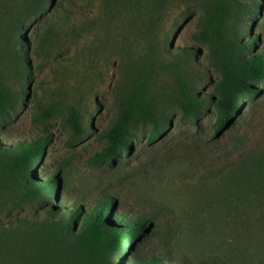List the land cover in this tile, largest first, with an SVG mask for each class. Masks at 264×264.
Returning a JSON list of instances; mask_svg holds the SVG:
<instances>
[{
	"label": "rangeland",
	"instance_id": "rangeland-1",
	"mask_svg": "<svg viewBox=\"0 0 264 264\" xmlns=\"http://www.w3.org/2000/svg\"><path fill=\"white\" fill-rule=\"evenodd\" d=\"M213 15L226 43L256 37L240 57L264 47V0H0V147L47 137L36 166L0 157V264H264V84L214 138L216 43L194 39ZM195 95L194 117L180 103ZM142 103L157 139L138 118L129 153L91 165ZM55 174V199L31 196ZM107 199L106 221L148 222L134 242L105 251L59 233Z\"/></svg>",
	"mask_w": 264,
	"mask_h": 264
},
{
	"label": "trees",
	"instance_id": "trees-1",
	"mask_svg": "<svg viewBox=\"0 0 264 264\" xmlns=\"http://www.w3.org/2000/svg\"><path fill=\"white\" fill-rule=\"evenodd\" d=\"M206 17H209L206 16ZM213 23V25H212ZM207 24L212 33L201 30L198 36H194L195 40L202 42H214V64L221 74L220 80L215 84L214 91L216 92V99L214 101L215 115L213 121V137L220 136L232 123V119L239 111V100L244 96L250 97L258 93L256 88L251 86L250 81L264 84V47L259 48L250 56L240 57L238 52L253 48L256 43V37H250L247 42L235 40V38L228 43L224 41L218 31L223 23L216 20V15L211 17L209 22H202L200 26ZM185 55H187V51ZM141 103V102H136ZM139 104L135 111H124L110 126V128L102 134L104 144L99 151L95 152L88 162L91 165L101 166L109 165L124 154H128L130 150L129 135L134 124L138 118H150V108L148 109L144 103ZM203 99L201 97H193L191 100H182L180 106L184 113H190L196 116ZM11 101L3 98L0 95V114L4 113L6 109L11 107ZM154 125L149 131L147 142H153L160 134L158 123L150 118ZM47 143V137L39 140H29L17 144L16 148L0 147V157L5 156L10 159L15 167L24 169L28 166H36L39 163V157L42 155L44 147ZM58 187L57 175H52L45 185L41 182L39 187L35 186V192L31 196H41L43 192L53 199L56 198L55 193ZM115 203L114 199H107L105 202L99 204L88 215L84 217L83 226L77 230L76 233H70L68 227L74 223L71 217L58 227L59 233L63 237H76L86 245L91 240L105 251L112 250L122 246V235L127 233L134 242L139 236L141 228L147 225L145 220L138 221L137 225L125 226L126 220L119 219L121 223L114 221H106L110 216L112 205ZM76 216V214H75ZM125 218V216H122ZM127 218V217H126ZM115 224V226H123L127 232L116 231L107 224ZM43 229L47 230V225L43 224ZM134 264H156L155 261L136 262ZM159 264V263H158Z\"/></svg>",
	"mask_w": 264,
	"mask_h": 264
},
{
	"label": "water",
	"instance_id": "water-1",
	"mask_svg": "<svg viewBox=\"0 0 264 264\" xmlns=\"http://www.w3.org/2000/svg\"><path fill=\"white\" fill-rule=\"evenodd\" d=\"M58 188V187H57Z\"/></svg>",
	"mask_w": 264,
	"mask_h": 264
}]
</instances>
